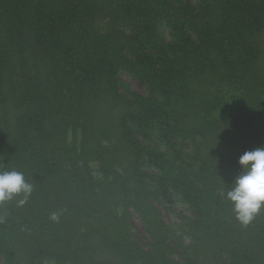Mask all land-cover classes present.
<instances>
[{
	"label": "trees",
	"instance_id": "obj_1",
	"mask_svg": "<svg viewBox=\"0 0 264 264\" xmlns=\"http://www.w3.org/2000/svg\"><path fill=\"white\" fill-rule=\"evenodd\" d=\"M263 30L264 0H0V108L14 113L0 127V171L33 188L0 201L3 264H82L91 242L125 264H179L167 241L184 264H264V207L243 224L226 198L239 156L264 145ZM221 84L240 105L215 117ZM170 190L193 211L182 232L151 202Z\"/></svg>",
	"mask_w": 264,
	"mask_h": 264
},
{
	"label": "rangeland",
	"instance_id": "obj_2",
	"mask_svg": "<svg viewBox=\"0 0 264 264\" xmlns=\"http://www.w3.org/2000/svg\"><path fill=\"white\" fill-rule=\"evenodd\" d=\"M192 6H195L198 4V0H188ZM162 31L165 34V36L168 38V29L166 27H162ZM262 40L264 41V30L262 33ZM261 63L264 65V42H263V49L262 54L260 57ZM119 80L132 92L137 93L139 95L146 96L147 95V87L145 84L139 82L134 77H132L129 73L125 71H120L118 73ZM213 91L221 90L222 93V104L221 108L213 113L215 117L223 116L225 114H228L230 112L235 111L239 105L240 102L235 99V96H237V92L230 90V87L227 85H219L214 86V88H211ZM119 90L121 92H124L125 89L122 86H119ZM13 112L7 108V107H1L0 108V127H3L5 125L11 126L12 125V119H13ZM116 114L120 115L118 111H116ZM70 139V134H68V140ZM80 140V133L78 132L77 135V143ZM182 148L184 151H190L192 149V146L190 145L189 141H185L183 145L178 146ZM125 148V146H120V149ZM161 149H163V146H160ZM122 165L126 167L131 166V158L130 160L125 156L121 155ZM138 164L140 166L141 172L150 173L153 169V166L151 162L147 160L146 156L140 157ZM92 176L95 180L101 181V174L99 172V164L97 162H90L89 163ZM118 166V165H117ZM132 166L129 168L131 169ZM146 181H149L148 178H145ZM154 188V184L151 186ZM103 195L106 197L103 202L108 203L109 205H114V196H112V193H108L106 191L103 192ZM151 202L154 204V207L157 211V216L160 218L162 222L167 224L168 226L176 229L178 232H182L186 230V222L188 218H192L193 211L192 209L184 202L181 195L174 192L173 190L169 191V194L164 196L159 195L157 199H151ZM118 212H120V208L117 209ZM128 227L130 228V233H133V235L138 239L140 246L144 248L146 251H148L149 247L148 244L150 243V238L145 234L144 228H143V221L140 217V215L135 212L134 210L130 209V214L128 218ZM179 236V235H176ZM175 240H177L176 237H174ZM167 244L170 246V258L174 259L179 264H184V258L182 255V250L178 246L179 243L177 241L175 243H170L167 241ZM89 247L88 249L80 247L82 249L80 252H82L83 255V262L82 264H89L90 261L94 260V262H99L102 264H125L123 260H120L119 258L113 257L111 254L108 253V251L104 248H98V243L91 242V244H87ZM0 264H3V257L0 256ZM44 264H53L52 261H46Z\"/></svg>",
	"mask_w": 264,
	"mask_h": 264
},
{
	"label": "clouds",
	"instance_id": "obj_3",
	"mask_svg": "<svg viewBox=\"0 0 264 264\" xmlns=\"http://www.w3.org/2000/svg\"><path fill=\"white\" fill-rule=\"evenodd\" d=\"M238 163L240 171L226 198L232 203L237 219L248 224L264 207V145L245 151L239 156ZM32 190V185L25 180L22 172L0 171V201L11 200L20 193L26 199ZM51 218L56 220L58 217L52 213Z\"/></svg>",
	"mask_w": 264,
	"mask_h": 264
}]
</instances>
